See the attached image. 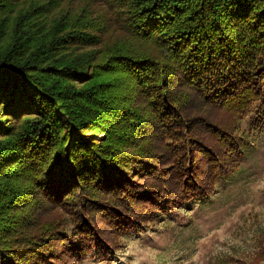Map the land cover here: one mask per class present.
Listing matches in <instances>:
<instances>
[{"label":"trees","instance_id":"1","mask_svg":"<svg viewBox=\"0 0 264 264\" xmlns=\"http://www.w3.org/2000/svg\"><path fill=\"white\" fill-rule=\"evenodd\" d=\"M252 111L264 132V0H0V264L205 197Z\"/></svg>","mask_w":264,"mask_h":264},{"label":"rangeland","instance_id":"2","mask_svg":"<svg viewBox=\"0 0 264 264\" xmlns=\"http://www.w3.org/2000/svg\"><path fill=\"white\" fill-rule=\"evenodd\" d=\"M253 113L232 126L244 143L240 159L230 155L214 175L199 164L198 193L210 194L164 204L141 230L109 236L112 250L85 243L69 264H264V132L251 128ZM217 115L228 122L226 112Z\"/></svg>","mask_w":264,"mask_h":264}]
</instances>
